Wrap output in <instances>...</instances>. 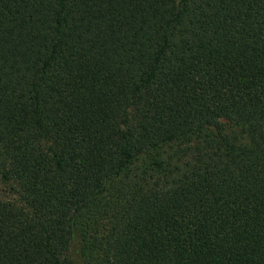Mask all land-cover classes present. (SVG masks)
<instances>
[{"label": "trees", "instance_id": "1", "mask_svg": "<svg viewBox=\"0 0 264 264\" xmlns=\"http://www.w3.org/2000/svg\"><path fill=\"white\" fill-rule=\"evenodd\" d=\"M0 264H264V0H0Z\"/></svg>", "mask_w": 264, "mask_h": 264}]
</instances>
